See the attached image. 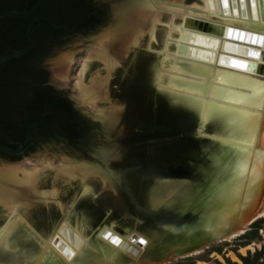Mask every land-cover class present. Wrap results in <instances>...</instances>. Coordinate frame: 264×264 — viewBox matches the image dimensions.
Returning a JSON list of instances; mask_svg holds the SVG:
<instances>
[{
    "label": "bare ground",
    "instance_id": "6f19581e",
    "mask_svg": "<svg viewBox=\"0 0 264 264\" xmlns=\"http://www.w3.org/2000/svg\"><path fill=\"white\" fill-rule=\"evenodd\" d=\"M108 1L110 27L94 52L103 68L85 84L91 62L84 63L75 88L111 141L95 151L97 164L64 159L33 168L0 165V251L17 260L0 264L167 262L177 259L182 247L223 233L235 222L241 235L254 212L264 216V74H259L264 73V45L254 47L260 57L225 48L226 43H237L226 37L228 29L264 38V0ZM219 28L222 35L216 34ZM222 57L250 62L259 71L232 67L222 63ZM69 66L70 59H62L53 65L54 73L66 79ZM137 69L139 85L159 103L151 149L158 141L186 135L205 143V161L197 183L169 177L147 183L154 169L148 160L139 199L151 211L177 209L178 218L122 234L113 223L94 224L85 209L105 191L119 195L127 180L132 163L117 141L120 135L113 133L124 104L111 98L109 86ZM168 111L191 118V124L183 126L185 133L165 127ZM96 185L99 194L94 193ZM188 212L194 219L185 221ZM132 235L143 243L131 241ZM235 237L209 241L183 257ZM21 251L25 259L15 255Z\"/></svg>",
    "mask_w": 264,
    "mask_h": 264
},
{
    "label": "flooded vegetation",
    "instance_id": "af4514ba",
    "mask_svg": "<svg viewBox=\"0 0 264 264\" xmlns=\"http://www.w3.org/2000/svg\"><path fill=\"white\" fill-rule=\"evenodd\" d=\"M6 10L31 14H4L0 20V144L17 149L32 124V142L23 155L38 148V138L46 140L50 134L66 141L69 132L84 137L91 127L72 101L49 84L46 61L54 60V72L53 65L67 54L56 57L71 41L106 31V5L95 0H0V13ZM26 48L21 56L10 58ZM3 154L0 151V160L8 162Z\"/></svg>",
    "mask_w": 264,
    "mask_h": 264
},
{
    "label": "water",
    "instance_id": "95a60500",
    "mask_svg": "<svg viewBox=\"0 0 264 264\" xmlns=\"http://www.w3.org/2000/svg\"><path fill=\"white\" fill-rule=\"evenodd\" d=\"M98 1L109 7L110 22L112 17L111 2L108 0ZM4 14H9L14 17H25L31 13L22 14L16 10H6L0 13V20ZM222 32L221 28L216 30V34L218 35H222ZM226 35V37L233 42L249 45L242 46L237 43H226L225 48L232 47V53L244 57H252L250 53H257L258 55L255 57H260V52L254 47L264 45V43L260 42V38L263 37L233 29H228ZM253 37L257 38L255 43L251 42L250 38ZM27 50L28 48L19 51L10 56V58L21 56ZM221 62L247 71H257L256 69H258L256 65L250 62L234 58L229 59L222 57ZM100 65L101 64L98 62L94 64L95 67ZM245 65L247 67H244ZM139 72V69H137L123 81H119L117 78L113 79L109 86L111 97H114V100L118 103L124 104V114L114 127L113 133H118L120 135L121 138L117 141L126 150L127 160L132 163V166L127 172V180L122 182V192L119 195H115L110 191H105L100 199L106 206H102L97 200H94L93 203L86 207V212L96 225L102 222L110 223L111 219L122 216V218L119 219L120 225L130 226L133 224V228L131 229L138 230L141 226L145 227L148 225V223H163L175 221L178 218L177 209L171 212L163 210L157 212L151 211L139 199L141 182L145 174L148 160H151L154 169L150 172L151 176L149 175L146 179L147 183H150V177H169L191 183H197L202 178L200 166L205 161L204 150L206 145L204 142L200 143L189 136L177 134L175 135L176 137H168L158 141L155 145L156 148L153 150L151 149L150 142L159 114V103L157 99L152 98L150 92H148L145 87L142 88V86L139 85ZM86 122L91 128L97 127V131L93 133L97 138L96 141L99 143L97 149L108 145L111 141V137L109 138L106 135L102 122L98 119L95 121L86 119ZM190 124L191 118L177 111H168L165 114L166 128L183 133V126ZM31 126L26 132L24 142L20 144L17 149H9L0 144V151L12 156L23 155L32 142V138L29 134ZM175 139H178V141H174ZM97 149L93 150V152L95 153ZM98 190L99 186L96 185L95 191ZM95 203H98V205ZM108 209H112L111 214L107 212ZM262 218H264V216H260L258 213L254 212L248 218L249 225L241 235H237V232L240 230V224L239 222H235L232 227L223 233L216 234L210 238H204L197 244L182 247L175 253L177 256L176 258H184L183 256L187 254L199 251L209 241H216L234 235H236L234 238L236 239L249 231V227ZM193 219L194 215L191 212H188L184 216L185 221ZM118 231L120 233L124 232L122 230ZM136 240L142 244V240H138L136 235H132L131 241Z\"/></svg>",
    "mask_w": 264,
    "mask_h": 264
},
{
    "label": "rangeland",
    "instance_id": "374dc122",
    "mask_svg": "<svg viewBox=\"0 0 264 264\" xmlns=\"http://www.w3.org/2000/svg\"><path fill=\"white\" fill-rule=\"evenodd\" d=\"M98 1V0H95ZM106 14H107V25L109 23V7L106 6ZM106 25V27H107ZM105 27V28H106ZM109 29V28H108ZM107 29V30H108ZM104 30V29H103ZM101 30L99 33L95 35H91L89 37H77L73 41H71L68 45L69 48L65 51H62L56 58L67 54L66 57L68 60L70 59V66L68 71V77L66 79H62L56 76V74L51 70L50 63L54 60H47L46 64H48L49 69V84L56 89L61 95L68 100L72 101L73 107L77 109L78 113L83 117L84 120L90 119L91 121L97 120L93 117V111L89 106H86L80 102L78 91L75 88V82L78 79V73L81 66L84 63L91 62L94 63L96 61L94 52L98 49L99 45L102 42V37L100 36L103 32ZM103 35V34H102ZM98 38V39H97ZM89 60V61H88ZM101 63V62H100ZM102 64L100 66H93L88 69L90 70L86 72L83 82L89 81L92 74L103 68ZM91 75V76H90ZM112 79V78H111ZM113 100L114 97H111ZM110 98V99H111ZM103 108V104L100 102L99 109ZM97 131V127L90 128L88 133L81 137L77 147L71 146L70 143L62 138H56L48 140L44 143H41L36 150L33 152L27 153L19 158L18 161L15 162H5L0 160V165L4 164H23L29 168H33L34 165H39L44 161H52L54 165H57L61 160L70 159L74 161H83L86 163H96V157L93 150L97 149L99 143L96 141L97 138L93 134ZM174 141H178L175 139ZM54 159V160H53ZM161 178V177H160ZM153 177H150V180H153ZM74 191L77 193V188L73 185ZM95 194H99V191H94ZM97 202L106 206L103 201L97 200ZM98 203H95L98 205ZM107 208V207H106ZM107 212L109 214L112 213V209H108ZM119 218H114L110 220V223L114 224L115 229L125 231L126 229L133 228V224L130 226H122L119 223ZM263 219V218H262ZM45 220V221H44ZM44 222L53 223L52 219L44 218ZM261 220V219H259ZM257 220V221H259ZM256 221V222H257ZM254 222L253 224H255ZM252 224V225H253ZM252 225L249 227L250 235L245 236V238L240 239V237L236 239H232L228 242H217L203 251L192 255L190 257L177 258L167 262H160L158 260L153 261L154 264H244L243 258L249 257V262H253L257 260L259 263L264 262V222L258 225L257 230L252 229ZM119 232V231H118ZM246 233L244 235H246ZM123 234V233H122ZM242 235V236H244ZM17 257L19 259H25L27 254L24 251L19 252ZM17 261L16 258L8 257L7 254L0 251V261L9 262V261Z\"/></svg>",
    "mask_w": 264,
    "mask_h": 264
},
{
    "label": "trees",
    "instance_id": "16d2710c",
    "mask_svg": "<svg viewBox=\"0 0 264 264\" xmlns=\"http://www.w3.org/2000/svg\"><path fill=\"white\" fill-rule=\"evenodd\" d=\"M80 2H82V1H84V0H79ZM89 9H91V7L90 8H88V10ZM87 10V11H88ZM59 136H57V135H55V134H50V137H48L46 140H41V139H37L36 140V142H37V144H39V143H44V142H46V141H48V140H51V139H56V138H58ZM66 137H67V141L70 143V145L71 146H75V147H77V145H78V143H79V140L81 139V137L78 135V134H76V133H74V134H72V135H70V132L68 133V135H66ZM15 146H10V148H14ZM33 150H35V149H33ZM33 152V151H32ZM6 158H8V162H15V161H18L19 160V158L20 157H10V156H7V155H5V154H3ZM264 222V218L263 219H261V220H259V221H257L255 224H253L252 225V229L254 230H257V228H258V225H260L261 223H263ZM250 232H253V231H250ZM250 232H248V233H246V235H244V236H241L240 237V239H243V238H245V236H249L250 235ZM243 260V263L244 264H264V262H262V263H259L257 260H254L253 262H249V257L248 258H243L242 259Z\"/></svg>",
    "mask_w": 264,
    "mask_h": 264
},
{
    "label": "snow or ice",
    "instance_id": "6c2138e0",
    "mask_svg": "<svg viewBox=\"0 0 264 264\" xmlns=\"http://www.w3.org/2000/svg\"><path fill=\"white\" fill-rule=\"evenodd\" d=\"M198 18V17H197ZM251 39V42L255 43L257 41V38H250ZM260 42L261 43H264V38H260ZM250 55L252 56H257L258 54L257 53H250ZM244 67H247L246 65ZM257 71H259L258 69H256ZM259 74H264V73H259ZM141 243H143V241H141Z\"/></svg>",
    "mask_w": 264,
    "mask_h": 264
}]
</instances>
